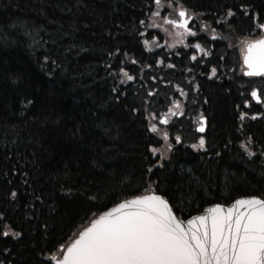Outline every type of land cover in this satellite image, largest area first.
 <instances>
[{
    "label": "trees",
    "instance_id": "obj_1",
    "mask_svg": "<svg viewBox=\"0 0 264 264\" xmlns=\"http://www.w3.org/2000/svg\"><path fill=\"white\" fill-rule=\"evenodd\" d=\"M180 3L212 25L240 3L264 22V0ZM152 11L165 15L168 0L160 8L154 0H0V231L6 223L21 233L0 236L4 264H48L59 244L142 194L149 179L182 210L181 219L242 196L264 197V102L255 105L249 96L252 87L264 93V79L240 76L235 49L250 38L253 21L233 7L236 16L216 27L225 32L216 33L211 55L199 64L168 50L156 28L139 25L159 19ZM153 36L162 47L143 44ZM181 99L190 101L183 115L169 114L173 126L161 125L159 117ZM200 113L205 149H193ZM149 122L169 132L173 147L163 158L147 150L149 143L163 145L147 131ZM242 144L255 155L249 158Z\"/></svg>",
    "mask_w": 264,
    "mask_h": 264
},
{
    "label": "snow or ice",
    "instance_id": "obj_2",
    "mask_svg": "<svg viewBox=\"0 0 264 264\" xmlns=\"http://www.w3.org/2000/svg\"><path fill=\"white\" fill-rule=\"evenodd\" d=\"M154 3L157 8L161 7V0H154ZM168 7L173 8L176 18L163 16L162 24L139 20V25L144 27L145 31L149 28H162L173 40L172 43L166 41L168 49L175 48L177 44L182 45L183 49L187 50L184 55L190 61L203 64L204 57L211 55L209 42L203 34L210 30L215 39L216 28H211L203 22L197 24L196 14L190 13L180 0H168ZM233 7L252 20L258 30L264 33V22L256 23V14H250L249 5L245 3L227 7L224 19L216 20L215 23L223 26L229 22L227 18H234L236 12ZM151 16L160 17L161 13L152 11ZM260 19L264 20V17ZM164 25L170 27L164 28ZM139 35L143 36L144 33ZM156 40L153 36L152 41L144 40L143 44L146 47L151 44L160 48ZM245 43L242 75L264 78V34L259 39ZM124 55L127 56V53ZM175 55L180 56L181 52L177 51ZM44 59L47 61L49 58L45 56ZM52 63L55 64V61ZM133 63L136 61L133 60ZM155 63L161 65L164 61L156 59ZM168 67L175 65L169 64ZM217 71L215 66L210 68L211 75H215ZM120 72L127 81L134 79L133 75L123 68ZM113 91L117 89L114 88ZM179 91L180 95H186L183 89ZM148 95L151 96L152 92ZM249 95L257 103L264 102V93L256 87H252ZM244 104L247 106L248 100H245ZM169 114L175 117L183 115L179 100L172 101V107L168 109L167 114L159 117V123L173 126L170 125ZM246 115L247 113L241 112L240 118L243 119ZM150 118L155 120L157 116L151 113ZM252 118L255 119V115ZM204 124L205 117L201 115L198 132H204ZM147 131L159 134L164 141L169 140V132L158 128L156 123L149 122ZM174 140L177 144L182 142L180 135H176ZM172 147L171 143L161 145L160 148L149 143L147 150L152 156L160 153L163 158V153ZM191 147L205 149L204 137L201 136L198 143L192 144ZM242 147L249 158L255 155L247 144H242ZM259 154L264 157V151ZM151 170L148 169L149 172ZM156 187V182L149 179L148 187L142 194L124 199L91 219L88 226L80 230L70 243L59 244L56 251L48 257V264H264V197L242 196L227 206L216 203L205 209L203 214L184 220L177 215V212L182 210L174 208L165 195L155 190ZM11 195L15 197L17 194L13 191ZM3 219L4 214L0 213V221ZM3 227L7 230L0 231V236H21L11 225L5 223ZM0 264L4 262L0 261Z\"/></svg>",
    "mask_w": 264,
    "mask_h": 264
},
{
    "label": "flooded vegetation",
    "instance_id": "obj_3",
    "mask_svg": "<svg viewBox=\"0 0 264 264\" xmlns=\"http://www.w3.org/2000/svg\"><path fill=\"white\" fill-rule=\"evenodd\" d=\"M196 22V21H195ZM202 22V21H201ZM201 22H196L197 24H199V23H201ZM203 23H206V24H208V25H210L211 26V28H216V27H218V26H221V25H217L216 23L214 24V25H212V23H208V22H203ZM224 24H226L227 25V23H224ZM253 28H254V30L253 31H250L249 32V36H250V38H249V40H255V39H259L260 38V36L262 35V33L258 30V28L256 27V24H254L253 23ZM216 33H221V32H223L222 30H220V29H218V28H216ZM225 32V31H224ZM223 32V33H224ZM204 35V34H203ZM207 35V39H208V42H211L210 44V48H211V50H212V42L215 40V39H213V33L209 30V32L206 34ZM215 37H216V34H215ZM253 38V39H252ZM246 41H244V40H242V41H238V42H236V45H239L240 43L242 44V46L241 47H237V48H235L236 49V51H237V54H238V58H239V62H240V64H239V74H240V76H242V62H241V59H242V57H243V54H244V50H245V47H246V43H245ZM229 43V42H228ZM239 43V44H238ZM178 50H180V51H182V52H186L187 50H184L183 49V46L182 45H177V46H175V48H174V51L176 52V51H178ZM189 54V53H188ZM190 55V54H189ZM186 56V55H185ZM187 57V56H186ZM180 59H182V58H185V57H179ZM178 58V60H180ZM189 60V59H188ZM189 62H190V60H189ZM179 102H180V105H181V107H184V108H186V107H188L189 105H190V101H186V100H183V99H181V100H179ZM193 105H195V104H193Z\"/></svg>",
    "mask_w": 264,
    "mask_h": 264
},
{
    "label": "rangeland",
    "instance_id": "obj_4",
    "mask_svg": "<svg viewBox=\"0 0 264 264\" xmlns=\"http://www.w3.org/2000/svg\"><path fill=\"white\" fill-rule=\"evenodd\" d=\"M169 9H170V11H166V14L165 15H163V16H169V18H176L175 17V15H174V10H173V8H171V7H169ZM163 16H160L159 17V19H157L156 21H155V23L154 24H162L163 23V20H162V17ZM195 21L196 22H200L199 20H196V18H195ZM170 26H168V25H164V28H169ZM160 33H161V35L163 36V41H164V44H166V41H167V43H172L173 42V40H172V37H170L162 28H156ZM239 44V43H238ZM177 45H179V44H177ZM176 45V46H177ZM162 46H163V44H162ZM242 46V44L240 43L239 45H238V47H241ZM161 47V46H160ZM167 49H168V47H167V44H166V46H165ZM153 48H156L155 46L153 47ZM168 50H174V48L173 49H168ZM158 122H159V119H158ZM160 136V135H159ZM167 143H169L168 141H164L163 140V145H166ZM168 153V151L167 152H164L163 154H167Z\"/></svg>",
    "mask_w": 264,
    "mask_h": 264
},
{
    "label": "water",
    "instance_id": "obj_5",
    "mask_svg": "<svg viewBox=\"0 0 264 264\" xmlns=\"http://www.w3.org/2000/svg\"><path fill=\"white\" fill-rule=\"evenodd\" d=\"M245 53H246V50H245ZM255 104H259V103H257L255 100H252ZM200 116L201 115H199V116H197V118H196V121H197V125H196V127H195V132H196V134H198V135H203L204 133H205V130H206V118H205V124H204V127H205V130H204V132H198L197 131V128H198V126H199V124H200ZM234 201V200H233ZM233 201H231L229 204H231ZM213 205V204H212ZM228 205V204H227ZM227 205H225V206H227ZM211 205H209V206H206L205 208H203L202 209V211L201 212H199L198 214H195V215H192V216H190V217H188V218H186V219H184V220H187V219H190V218H192L193 216H196V215H201V214H203L204 213V210L205 209H207L208 207H210ZM107 211V210H106Z\"/></svg>",
    "mask_w": 264,
    "mask_h": 264
}]
</instances>
